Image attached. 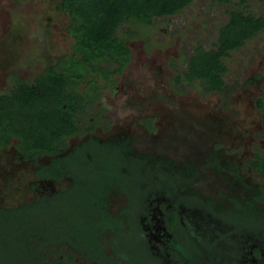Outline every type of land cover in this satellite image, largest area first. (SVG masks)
Masks as SVG:
<instances>
[{"label":"rangeland","instance_id":"1","mask_svg":"<svg viewBox=\"0 0 264 264\" xmlns=\"http://www.w3.org/2000/svg\"><path fill=\"white\" fill-rule=\"evenodd\" d=\"M58 4L59 0H0V96L20 83L35 84L44 69L61 58L65 64L66 60L83 57L76 52L67 29L71 17L57 9ZM231 11L264 17V0H193L180 12L154 17L146 25L136 20L122 23L115 37L123 39L129 58L121 63L114 59L87 60L88 68L100 73L101 83L108 76L113 80L111 86L93 91L86 79L67 85L68 91L89 93L91 97L77 112L78 124L85 133L70 137L68 148L83 142L87 135L102 141L126 138L136 154L176 161L174 168H180L182 174L189 165L195 168L193 180L180 190L174 191L162 180L163 185L144 186L143 205L137 203L136 188H132L134 203L125 214L132 220L142 205L136 219L140 225L147 206L156 207L158 199L161 204L180 207L183 219H190L194 233L202 234V242L212 248L211 256L207 255L212 264H236L244 245L251 243L252 236H258L255 226L264 225V215L256 208H262L261 203L253 207L237 202L236 208H231L235 200L250 198L252 190L264 185L250 166L264 149V29L221 57L225 71L220 91L207 88L203 79L184 78L197 46L208 51L218 44L220 27L227 23ZM16 142L12 138L9 145L0 147V207L18 208L30 205L42 194L65 191L47 206L43 205L49 200L32 207L30 215L41 226L57 222L52 230L59 229L62 234L79 228V244H84L82 227L97 220L109 222L100 208L87 200L94 193L92 189L95 191L114 175L105 166L115 169L116 178L120 177L123 159L119 154L97 153L92 144L74 151L60 161L73 176L68 187L67 177L57 182L38 179L34 175L36 167L50 157L40 155L33 162L26 160ZM95 153H100L97 157L104 165L101 172L107 173L99 174L106 180H94L86 187L88 167H83ZM235 169H240L245 184L234 176ZM169 178L171 185H179ZM206 200L215 211L205 205ZM108 203L111 211L118 213L126 206V197L114 193ZM13 221L0 224V264H29L26 259L30 252L23 244L29 228H19L24 220ZM109 235L107 231L106 240ZM112 241L115 252L127 264H159L142 248L138 232L116 234ZM146 246L149 248V243ZM105 247L115 257L107 244ZM151 250L153 254L155 250ZM32 253V264H46L55 257L66 259L68 249L47 244ZM73 255L77 263L99 264L81 252ZM94 255L101 264H118L111 257Z\"/></svg>","mask_w":264,"mask_h":264},{"label":"trees","instance_id":"2","mask_svg":"<svg viewBox=\"0 0 264 264\" xmlns=\"http://www.w3.org/2000/svg\"><path fill=\"white\" fill-rule=\"evenodd\" d=\"M192 1L59 0L57 9L68 13L71 17V23L67 29L73 36L76 52L81 53L83 57L76 60H66L65 64L62 63L64 58H61L55 64L48 65L35 84L20 83L17 88L11 90L8 94L0 96V147L9 145L11 138H16L15 146L22 158L33 161L38 154L50 155L52 159L49 163L42 165L39 173L52 177L55 181L64 177H70L73 180V176L62 168L60 161L87 144H92L95 152L119 154L123 159V163L119 164L121 172L119 178H116L115 169L110 170L109 166H105L106 171L114 173L115 176L112 175L105 184L100 186L98 185L100 183L95 182L98 187L95 191L92 189L94 193L91 196L89 195L90 199L87 202L98 206L109 222L103 224L97 220L96 223L91 222L89 226L85 225V229L82 227L84 244H79L80 239L77 235V231H81L79 228L74 233L66 235V232L65 234L60 233L59 229L52 230L57 228L55 226L57 222L53 221V224L50 222L48 226L38 225L31 218L30 212H32V207H38L39 204L24 205L13 209L0 207V224L11 222L14 218L16 222L19 219L20 221L24 220L19 228L26 230L29 228V233L23 236V244H25L26 250L30 252L27 254L26 259L29 264L34 261L32 251L47 244L66 246L68 255L66 259L55 257L46 264H80L77 263L73 255L75 251L81 252L99 264L101 263L94 253L111 257L114 261L117 260L118 264H127L115 252L112 237L129 230L138 232L142 241V248L147 251L151 258L157 260L159 264L165 263L147 248V242L140 231L141 226L136 221L137 212L141 210L140 208L143 205L140 198L143 197L146 189L144 186H154L151 183L153 178L168 180V177H170L169 179L179 183L177 185L178 188L171 185L173 189L184 188L185 185L190 184L191 179H181V177L187 176L186 171L183 172L184 174L178 169H173L171 172L168 171L169 168L174 167L175 161L155 155L134 153L127 139H117L112 144V142L101 141L97 137L89 135L85 141L75 145L71 151L65 152L68 138L73 135L82 136L85 133V129L78 124L77 112L85 104L89 103V98H91L88 92V94H79L68 91L67 85L86 79L89 82L88 87L93 89V91L99 92V90L111 86L113 80L108 76L101 83L99 80V78H102L100 73L96 70H90L87 60L114 59L121 63L129 58L130 51L124 44L123 39L115 37V31L118 27L122 23H129L133 20L146 25L154 17L171 16L180 12ZM210 1L227 2L228 0ZM262 29H264V17H257L241 11H231L227 23L220 27L218 44L215 45L214 49L208 51L201 46H197V53L191 56L188 71L184 74V78L186 80H191L192 78L203 79L208 84L207 88L220 91L223 86L222 74L225 71L221 57L228 56L230 51L240 47L245 40L252 38ZM89 92L92 93V91ZM90 129H93V127ZM61 152L65 154L61 155ZM97 153H95V156L91 155L88 164L83 167H88L85 173V177L88 179L85 182L87 183L86 187L93 184L94 180H106L99 174L103 170L102 167L104 165H100L101 163L97 157L100 153ZM124 157L127 160H124ZM250 166L264 181V149L261 150V154L256 155V158L250 161ZM80 172L84 174L83 169ZM132 188H136L137 203L139 204L140 202L142 205L139 208L137 207L138 209L131 220L125 214L127 206L120 212L113 213L108 201L114 193L126 194L128 196L127 205L128 207L132 206L134 203V196L131 193ZM63 193L54 194L43 206L50 204L56 197H61ZM237 202H244L253 207H256L257 203H261L263 207L256 208L261 209L260 213L264 215L263 189L252 190V197L250 198L235 200L231 208H236ZM204 203L206 206H210L209 208L212 210H216L215 207L207 203V200ZM168 224L170 228H175L174 226L181 227V223L175 218V215L170 216ZM257 226L260 225L255 227ZM107 231L111 235L106 240ZM196 235L198 234L194 233L190 237L186 236L184 243L172 239V246L183 260L188 262L192 260L195 264H201V261H205V257L201 258V248L193 240V237L200 239ZM106 244L112 249L115 257H112L106 251Z\"/></svg>","mask_w":264,"mask_h":264},{"label":"flooded vegetation","instance_id":"3","mask_svg":"<svg viewBox=\"0 0 264 264\" xmlns=\"http://www.w3.org/2000/svg\"><path fill=\"white\" fill-rule=\"evenodd\" d=\"M88 136L89 135H87L85 137V139ZM90 136H93V135H90ZM93 137H95V136H93ZM85 139L83 141H85ZM123 139H126V138H123ZM123 139H119L118 138V140H123ZM116 140H117V138H110V139H107V140H104V141L112 142V144H114V141H116ZM10 142H11V140H10ZM112 144H110V145H112ZM74 147H75V145L73 147H71V148H68V145H67V147L65 148V152L71 151ZM62 154H65V153L61 152V155ZM40 155H46V156L50 157L49 161L52 159L51 156L48 155V154H38L37 156H40ZM142 155H144V154H142ZM146 155H150V154H146ZM37 156L34 158V160L37 158ZM49 161L46 162V163L40 164V165H38L36 167L34 175L38 179H51L52 181H55L52 177H49V176H46V175H42V174L39 173L40 172L39 170L41 169L42 165L49 163ZM176 164H177V162L175 161V165ZM189 166L191 167V165H189ZM190 167H185L186 168L185 169L186 172L185 171L184 172L187 173L186 174L187 176H185V177L187 179H191V181H192L194 176H195V174H196V170H195V168H192L193 166L191 168ZM173 169H175V168L174 167L171 168V170H173ZM177 169L180 170V168H177ZM125 170H127V169H125ZM234 176L239 181H241L242 183H245L244 179L240 175V169L239 170L235 169ZM64 178H66V177H64ZM67 178L70 181V184L68 186V187H70L72 182H73V180L70 177H67ZM61 179H63V178H61ZM161 180H162L163 183L167 184L170 188L173 189V187L171 186L169 181L164 179V178L163 179L162 178H157V177L153 178L151 180V183L153 185L158 184V183L160 185H163ZM57 181H55V182H57ZM177 188H178V186H177ZM177 188H175L173 190L177 191V190L181 189V188L180 189H177ZM259 189H263L264 190V185H262ZM63 192H65V191L56 192V193L54 192L53 194L51 193L50 195H43L42 194L40 199L36 200L35 202L31 203L28 206L34 205L35 203L36 204H40L43 201L49 200V198L52 197L54 194H57V193L59 194V193H63ZM123 195L126 197V206L128 208V205H127L128 196L126 194H123ZM142 198L143 197H141L140 200L143 203V199ZM160 201H162V200L158 199L156 207L152 208L149 205H148L149 207L147 206V208L145 209V212H144L143 220H142V222L140 224V226H141L140 231H141L145 241H147V243H149V248H150L149 250H151V248L153 250H155L153 254L155 256H158L162 260H163V258L167 259L166 261H167V263L169 262L168 264H195L192 260L189 261V262L183 260V258L180 255H178L179 253H177L175 251L174 247L172 246V244H173L172 241L173 240L184 243L186 236L190 237L191 235H193L194 232H195V229L193 227L194 224L191 222L190 219L189 220L188 219H183V214H181V212L179 210L180 207L178 208L175 205H171L170 203H165V202H163V204H161ZM126 206H125V208H126ZM122 209L123 208H121L119 210V212ZM171 215L172 216L175 215V218H177L179 223H181V227H177L176 226V228H170V226L168 224V221L170 220V216ZM196 225H199V224H196ZM255 230L259 231V234H257L258 236H256V238L252 236L250 238L251 243H249L247 245H244V247H243L244 250L241 252V254L239 253V259H238L236 264H264V226L263 225L257 226V227H255ZM196 234H199V233L197 232ZM196 236H199V235H196ZM199 237H202V234H200ZM193 240H194V242H196L198 244V247L201 248L200 249L201 258L205 257V261H201L200 262L198 260V262H200L201 264H212V260H208V258H207V255L211 256L212 252H210V250H212V248L210 247L208 249V245L204 244L202 242V240L198 239V237L197 238L193 237ZM173 252L174 253L176 252L175 255H174ZM172 257L174 258L173 261L171 260ZM175 257L179 259V263L176 262L177 260L175 259ZM197 264H199V263H197Z\"/></svg>","mask_w":264,"mask_h":264}]
</instances>
